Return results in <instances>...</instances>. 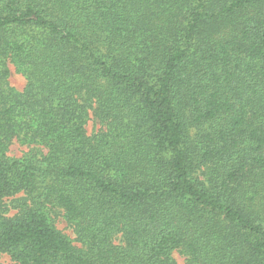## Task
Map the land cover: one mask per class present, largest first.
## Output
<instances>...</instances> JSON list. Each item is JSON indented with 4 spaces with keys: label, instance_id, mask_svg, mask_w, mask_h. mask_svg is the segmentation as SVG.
Wrapping results in <instances>:
<instances>
[{
    "label": "trees",
    "instance_id": "obj_1",
    "mask_svg": "<svg viewBox=\"0 0 264 264\" xmlns=\"http://www.w3.org/2000/svg\"><path fill=\"white\" fill-rule=\"evenodd\" d=\"M0 253L264 264V0H0Z\"/></svg>",
    "mask_w": 264,
    "mask_h": 264
},
{
    "label": "rangeland",
    "instance_id": "obj_2",
    "mask_svg": "<svg viewBox=\"0 0 264 264\" xmlns=\"http://www.w3.org/2000/svg\"><path fill=\"white\" fill-rule=\"evenodd\" d=\"M9 85L14 88L17 91H21L25 86V80L24 78L15 71L14 67H10V75L8 78ZM100 128L97 121L93 119L92 116H90V119L87 122V125L85 127V130L87 134L91 135L92 133H95ZM31 147L22 146L16 142H14L8 149V155L12 158H19L29 152ZM44 152V151H43ZM8 204V201H6ZM14 211H10L9 215H12ZM53 222L57 230H59L62 234L66 235L71 240L75 239V235L73 233V230L67 224L61 216L55 215L53 216ZM118 238L115 240V243H118ZM173 259L176 261L177 264H185L184 258L179 255L178 253H174ZM0 264H16L8 254L0 253Z\"/></svg>",
    "mask_w": 264,
    "mask_h": 264
}]
</instances>
